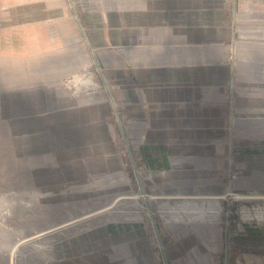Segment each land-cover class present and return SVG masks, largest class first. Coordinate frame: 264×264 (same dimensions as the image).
<instances>
[{
  "label": "crops",
  "instance_id": "0c3cea01",
  "mask_svg": "<svg viewBox=\"0 0 264 264\" xmlns=\"http://www.w3.org/2000/svg\"><path fill=\"white\" fill-rule=\"evenodd\" d=\"M0 30L47 31L25 43L47 53L51 31L62 30L69 58L77 48L78 59L94 62L104 90L82 89V140L94 127L90 141L102 147L113 140L110 126L120 127L102 74L152 184L264 193V0H0ZM13 58V72L22 70L26 57ZM215 171L217 185H179ZM227 250L228 264H263L258 249Z\"/></svg>",
  "mask_w": 264,
  "mask_h": 264
},
{
  "label": "rangeland",
  "instance_id": "374dc122",
  "mask_svg": "<svg viewBox=\"0 0 264 264\" xmlns=\"http://www.w3.org/2000/svg\"><path fill=\"white\" fill-rule=\"evenodd\" d=\"M51 33L47 53L25 44L47 31L0 30V264H226L227 249H258L264 264V193L233 190L229 201L217 190L160 188L135 160L150 179L157 235L120 127L102 147L90 141L94 127L82 140V89L104 90L94 62L77 48L70 59L63 31ZM15 55L26 62L13 72ZM47 96L54 105L41 104ZM221 175L179 185H217Z\"/></svg>",
  "mask_w": 264,
  "mask_h": 264
},
{
  "label": "water",
  "instance_id": "95a60500",
  "mask_svg": "<svg viewBox=\"0 0 264 264\" xmlns=\"http://www.w3.org/2000/svg\"><path fill=\"white\" fill-rule=\"evenodd\" d=\"M99 70H100V69H99ZM101 76H102V78H103V80H104V83H105L106 89L108 90L109 95H110V98H111V100H112V102H113L114 109H115V113H116V115H117L118 122H119V126H120V129H121V132H122V135H123L124 141H125V145H126V148H127L128 153H129V156H130V158H131V160H132L133 167H134V170H135V174H136L137 180H138V182H139V186H140L141 193L146 194V193H145V189H144V185H143V183H142V179H141L140 173H139V171H138V167H137V165H136V162H135V160H134V157H133V154H132V151H131L130 144H129V142H128L127 138H126V135H125L124 127H123L122 122H121L120 113H119L118 107H117V105H116V102H115L114 96L112 95V93H111V91H110V87H109V85H108V83H107L105 77H104L102 74H101ZM146 204H147V206H148V211H149V214H150V217H151L152 223H153V225H154V228H155V230H156V232H157V235L159 236V234H158V228H157V225H156V220H155V217H154V213H153V211H152V208H151L150 203H149L148 200H146ZM228 230L230 231V227H229ZM159 242H160V246H161V248H162V250H163V243H162V241H161L160 238H159ZM228 248H229V246H228ZM165 261H166V258H165ZM228 262H229V260H227V264H228ZM166 264H167V263H166Z\"/></svg>",
  "mask_w": 264,
  "mask_h": 264
},
{
  "label": "bare ground",
  "instance_id": "6f19581e",
  "mask_svg": "<svg viewBox=\"0 0 264 264\" xmlns=\"http://www.w3.org/2000/svg\"><path fill=\"white\" fill-rule=\"evenodd\" d=\"M142 194H143V193H142ZM231 194H232V193H231ZM231 194H229V200L232 199V195H231ZM143 195H144L145 199L148 200V199H147V195H146V194H143Z\"/></svg>",
  "mask_w": 264,
  "mask_h": 264
}]
</instances>
